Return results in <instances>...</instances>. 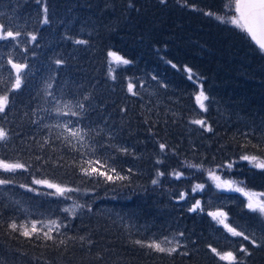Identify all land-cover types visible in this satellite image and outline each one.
I'll list each match as a JSON object with an SVG mask.
<instances>
[{"label": "trees", "instance_id": "obj_1", "mask_svg": "<svg viewBox=\"0 0 264 264\" xmlns=\"http://www.w3.org/2000/svg\"><path fill=\"white\" fill-rule=\"evenodd\" d=\"M234 3L0 0V23L22 33L18 41H0V95L15 77L9 58L28 65L0 113V127L10 137L0 142V158L29 165L28 171H0V178L13 180L0 185V264H227L211 248L234 252L242 264H264V215L247 207L245 195L231 198L224 211L227 223L249 240L221 235L210 209L190 211L194 204L181 199L201 196L197 186L210 183V172L264 193V170L240 159L249 154L264 160V152L252 147L264 143V52L223 22L236 15ZM45 5L48 24L42 23ZM109 52L131 63L117 66ZM201 86L209 97L206 112L194 99ZM57 102L79 115L56 116ZM78 103L84 107H74ZM197 119L205 126L192 123ZM64 123L85 130V147L74 150L60 136L67 135L64 129L52 127ZM89 158L99 159L106 166L99 170L114 179L85 176L80 166ZM117 174L127 179L116 180ZM34 178L79 191L70 200L47 195L54 189L33 184ZM70 203L80 206V214L63 211ZM12 220L66 224L58 236L66 244L12 233ZM181 233L189 245L172 255L133 244Z\"/></svg>", "mask_w": 264, "mask_h": 264}, {"label": "snow or ice", "instance_id": "obj_2", "mask_svg": "<svg viewBox=\"0 0 264 264\" xmlns=\"http://www.w3.org/2000/svg\"><path fill=\"white\" fill-rule=\"evenodd\" d=\"M39 3L40 0H37ZM194 7V6H193ZM234 12L238 15H233L228 21H223L222 17H217L218 19H221L223 22H228L234 25L236 28L240 29L242 32L247 33L252 40L255 41V43L259 46V48L264 51V0H235L234 4ZM43 24H48V7L45 5L43 7ZM206 15H215L212 12L206 13ZM21 31H13L10 27L6 26L3 23H0V41H18V38L21 36ZM31 37V41H36L37 37L35 34L27 33ZM76 43L78 44H84L87 43V41L83 40H77ZM27 51V48L24 49ZM109 57L111 58V63H114L115 65H128L131 63V61L125 59L124 57L118 55L116 52H109ZM8 63L11 65L12 69L15 70V77L14 81L11 82L10 86L4 89V94L0 95V113H4L10 104L9 100V93L11 91L17 90L21 87L22 84V73H25V70L28 69L27 63H16L13 62L11 58H9ZM56 64H62V60H57L55 62ZM111 70V69H110ZM189 73H191V69H188ZM115 76H113V79ZM189 79H192L191 75H189ZM50 87V85H49ZM135 85L132 83H129L128 90L132 92L133 95H136V93L133 91V88ZM51 95V93H48ZM195 103L199 106V108L206 112L207 106L206 101L209 100V97L205 94L203 87L201 86L198 93L195 95ZM73 106L66 103L62 106L57 102V107L53 109L56 116H62V115H72V116H78L79 113L77 111L71 110ZM74 107L82 109L84 107L83 104H76ZM68 108L69 111L65 112L64 109ZM193 124L200 125L201 127L205 126V121L202 119H197L192 121ZM52 127L57 129H64V131L67 133V135H64V133H60V136L63 137L64 141L71 145L74 150L79 151L78 148H76V144H79L81 147H85V141H86V132L83 129H80L78 127H70L68 123L64 124H56ZM209 131H211V128H208ZM58 136L57 138H60ZM10 139L9 133L7 130H5L3 127H0V142H6ZM73 141H75V144H73ZM251 143L250 141L247 142L244 147H247L248 144ZM90 147V146H89ZM160 149L163 151L166 148V145L160 144ZM253 148H259L262 152H264V143L262 144H256L252 145ZM94 152L95 149H92ZM122 151H127L126 149H122ZM39 159V158H38ZM241 160L248 161L253 165L255 168H259L264 170V160H262L257 155H249V154H243L240 156ZM99 166V167H97ZM192 167H196V165H191ZM81 171L84 173L85 176L92 177L93 174H95L97 177H104L107 181H112L114 177L112 175H108L107 171H100V168L106 167L104 164H101V161L99 159H87L84 161V163L80 166ZM229 169L233 167L231 163L227 165ZM29 165H27L24 162H21L19 160H7L0 158V171L4 173H16L17 171H28ZM108 171H111L115 173V169H108ZM160 176H163L164 173L160 172ZM173 175L179 179L182 173H173ZM210 175L214 179H219V177H216L214 173L210 172ZM116 180H125L127 177L120 176L117 174L115 176ZM13 183V180L8 178H0V185H8ZM35 185H42L48 189H54L53 192L47 193V195H58L60 197H64L65 199H72L71 195H69L72 192L79 191V189L71 188L67 186H62L61 184L52 183L47 179H33L32 181ZM153 184H157L158 180H153ZM221 185H217V187H220ZM225 186L230 191H236L241 192L243 195L248 197L247 201V207L252 212H258L261 215H264V199H259V197H264V193H254L245 191V189L239 187V186H233L232 181H225ZM21 188L27 187V190L29 191H37V189L28 187L26 185L21 184ZM198 188L202 190L203 186L198 185ZM195 190V189H194ZM184 198V195H181V199ZM74 207H80V206H74ZM200 207L199 202H196V204L190 208V211L195 212ZM64 212L71 213L72 215H75L72 208H65L63 209ZM209 215L213 216L214 219L217 220L219 224H222L224 228L230 232L233 236L243 237L244 240H249V236L245 235L241 231H237L235 227H232L230 224L226 223V213L224 212H214L209 213ZM38 224L41 225L38 227ZM8 229L12 233H19L20 236L25 237L29 240H32L35 238L36 240L43 241L44 244H47L48 241H51L53 245H56L59 243L60 245H65L66 240L65 239H59L58 236L60 234V229L62 227H67L66 224H62L59 221L56 220H48L45 221H37V220H31V221H22L19 224L12 220L7 225ZM55 233V235H54ZM181 235H183L181 233ZM81 241L84 240V237L79 238ZM250 243L256 247H260L259 244H257V241L255 239H251ZM133 244L141 247L149 249L153 252L158 253H165L167 255H172L177 251V248L179 246V242L176 241L175 245L173 243V240L169 239L167 236H164L162 238H151L147 240H140L137 239L133 241ZM211 248V246H209ZM211 251L219 257L221 261H226L227 264H242V262L239 260L238 256L234 254L232 251H225L220 252L217 251L216 248H211ZM240 252L246 253L247 255H251V252L245 247H241L239 249ZM186 254V253H185Z\"/></svg>", "mask_w": 264, "mask_h": 264}, {"label": "rangeland", "instance_id": "obj_3", "mask_svg": "<svg viewBox=\"0 0 264 264\" xmlns=\"http://www.w3.org/2000/svg\"><path fill=\"white\" fill-rule=\"evenodd\" d=\"M235 4V3H234ZM236 14V13H235ZM238 15V14H236ZM231 17H227L226 20L228 21ZM216 177H219V179H214L211 176L210 179V183L207 184V186H203L202 190L200 188H198V194H200L201 196H197V199L193 200L192 197H190L189 195H185V197L183 198V200L185 201L184 203L188 204L189 202L193 203L194 205L196 204V202H199L200 207L198 208L201 213L208 211V213H214V212H224L225 206L230 204L233 197H238L237 194H241L243 195L241 192H236V191H230L228 190V188L225 186V180L224 178H222L220 175H215ZM233 186H239L243 189H245V184H243V181H236V180H232ZM221 185L220 187H217V185ZM245 191H247L245 189ZM246 197V196H245ZM248 199V197H246ZM237 199V198H235ZM259 199H262L261 197H259ZM193 205V206H194ZM74 203H70L67 204L66 208H72L73 212L76 214H80L78 211L80 210ZM71 214V213H69ZM72 215V214H71ZM74 215V216H75ZM211 220H213V226L216 225L217 226V230L219 233H221V235L224 234H228L227 230L224 228V226L222 224H219L217 222L216 219L213 218V216L209 215ZM227 217H226V223H227ZM40 227V226H38ZM217 232V233H218ZM216 233V234H217ZM220 235V236H221ZM169 239L173 240V243L175 245V242L178 241L179 242V246L177 248L178 251L182 250L183 248L187 247L189 244L186 242L185 238H181V234H175V236L173 234H170L168 236Z\"/></svg>", "mask_w": 264, "mask_h": 264}, {"label": "water", "instance_id": "obj_4", "mask_svg": "<svg viewBox=\"0 0 264 264\" xmlns=\"http://www.w3.org/2000/svg\"><path fill=\"white\" fill-rule=\"evenodd\" d=\"M250 37V36H249ZM251 38V37H250ZM252 40V39H251ZM253 41V43H254V45H256L258 48H259V46L255 43V41L254 40H252ZM264 52V51H263Z\"/></svg>", "mask_w": 264, "mask_h": 264}]
</instances>
